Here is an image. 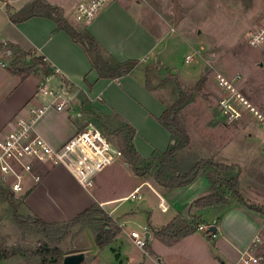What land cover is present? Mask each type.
Listing matches in <instances>:
<instances>
[{"label": "crops", "instance_id": "obj_1", "mask_svg": "<svg viewBox=\"0 0 264 264\" xmlns=\"http://www.w3.org/2000/svg\"><path fill=\"white\" fill-rule=\"evenodd\" d=\"M34 1L57 8L69 24L79 31H86L117 62L135 61L137 66L118 79H101L91 68L83 47L58 30L48 16L37 15L20 23L10 21L11 16ZM90 1L0 0V49L6 50L5 58L0 51V133L8 129L15 117H27L29 109L45 107L46 111L36 121L34 131L53 150H59L84 126L81 111L72 112L68 108V101L73 104L76 95L81 94L99 116L113 117L120 128L118 134L124 126L134 130L132 146L137 155L147 161L154 152H166L172 142L170 134L159 123L166 110L165 105L156 96L155 90L146 88L148 67L141 64L146 60L150 62L152 58L148 57L153 53V60L159 57L163 30L158 35L148 32L143 24V5L138 0H114L105 5L90 22H83L76 14L77 7ZM11 46L32 56L43 57L54 74L45 77L38 71L22 77L10 73V52L7 50ZM58 96L67 101L62 111L56 110V105L61 103ZM83 106L85 108V104ZM234 110L237 113L236 121L241 122L240 118L243 117ZM236 142L223 154L235 160L232 164L241 166L240 159L249 151ZM191 143L189 136L188 148L179 150L177 159L190 148ZM111 145L121 152L120 147ZM125 160L122 155L114 164L98 171L92 178L91 187L79 184L64 165L37 163L34 173L40 176V182L31 188L32 182L28 179L23 206L25 212L47 223H67L91 206L98 205L120 229L109 246L110 249L116 246L119 254L122 240L128 236V226H137L141 230L145 227L150 241L154 232L175 218H194L201 226L206 222L216 227L217 233L209 238L220 242L214 246L215 253H205L208 251L205 250V241L196 232L169 246L154 236L160 242L158 244L163 245L164 252L180 254L187 260L194 257L197 263H202V257H212L216 264H240L245 252L256 257L255 251L262 245L263 214L229 202L227 206H193L196 200L211 194L210 171H202L186 187L166 189L158 186L152 176L135 175ZM239 184L242 195V176H239ZM262 203L263 200H260L258 204ZM132 231L137 230L134 227ZM195 243L198 246H194ZM182 244H186L187 248ZM150 249L155 254L153 248ZM256 258L257 264L263 262L262 257ZM158 262L161 263V259Z\"/></svg>", "mask_w": 264, "mask_h": 264}, {"label": "rangeland", "instance_id": "obj_2", "mask_svg": "<svg viewBox=\"0 0 264 264\" xmlns=\"http://www.w3.org/2000/svg\"><path fill=\"white\" fill-rule=\"evenodd\" d=\"M138 1L143 5V24L148 32L158 35L163 30L164 33L158 50L159 57L153 60V53L148 57L152 58L150 62L146 60L141 63L151 71V87H160L155 94L166 109L182 95L189 101L176 113L177 124L186 130L192 141L181 158H176L178 165L183 169L197 161L212 160L236 166L239 176H242L244 201L264 210V48H252L247 43L248 33L264 19V0ZM76 14L80 20L88 23ZM0 51L5 58L6 50ZM187 58L190 60L186 62ZM217 76H221L234 92L221 87ZM236 94L253 111L243 106ZM76 96L73 104L68 101V108L83 114L82 130L90 125L119 148L121 136L117 132L120 129L118 123L113 117L99 116L81 94ZM227 100L243 117L240 118L241 122L225 114L226 109L222 104ZM235 142L249 151L240 159L241 166L232 164L235 160L223 154ZM210 172L212 184L225 177L220 172ZM147 175L153 177L154 172ZM23 196L14 195L17 205ZM226 198L230 204H238L231 193L226 192ZM260 200H263L262 204H258ZM22 206L19 205L17 214L25 220L29 215ZM13 216L9 206L0 201V264H40L36 252L43 245L49 251L58 249V254L52 255V258L51 255L47 256V261H50L47 264H62L65 256L78 253L86 256L81 264H162L168 261L176 264H216L212 257H207L210 260L202 257V263H197L194 257L187 260L180 254L164 252L163 245L158 244L160 242L154 235L146 248L139 249L130 238L134 227L141 233L137 226L127 227L128 236L122 240L120 255L116 246L113 249H98L92 227H71L61 240L52 243L38 235L35 227L18 225ZM209 226V223H203V230L196 233L205 241V250L209 251L205 253H215L214 246L220 242L207 238L205 232ZM261 237L262 245L255 251V256L262 257L263 262L259 264H264V231ZM181 246L186 247V244ZM194 246H198L197 243ZM160 259L161 263L158 262Z\"/></svg>", "mask_w": 264, "mask_h": 264}, {"label": "trees", "instance_id": "obj_3", "mask_svg": "<svg viewBox=\"0 0 264 264\" xmlns=\"http://www.w3.org/2000/svg\"><path fill=\"white\" fill-rule=\"evenodd\" d=\"M37 15H45L51 18L58 30L65 32L74 43L83 47L91 68L96 71L99 78L115 80L128 74L137 66V62L135 61L117 62L111 56L107 55L97 41L86 31H79L73 25L69 24L57 8L45 5L40 1H34L25 6L19 13L11 16L10 21L12 23H20ZM7 52H10L8 71L14 75L25 77L38 71L42 72L45 77L54 74L43 57L32 56L13 46L9 47ZM150 77L151 71L147 68L146 88L149 91L160 88L151 87ZM182 96L172 106L166 109L159 119L161 126L170 134L171 141H174V144L170 145L166 152H154L147 161H143L132 146L131 141L134 130L129 126H124L119 131L121 136L120 150L128 164L131 165L133 173L137 176L145 177L148 173L154 172L153 179L158 186L166 189H176L186 187L193 183L197 176L204 170L220 172L221 174H225V177L213 183L211 194L196 200L193 203L194 207L227 206L226 192H229L239 205H242L250 211L264 215L262 209L248 205L244 201L240 192V173L236 166H227L212 160L197 161L183 169L178 165L176 153L189 145V136L186 130L177 124L176 119V113L189 104V101L187 102ZM234 171L235 174L233 173ZM26 194L23 196L19 204L20 206H24ZM0 201L9 206L14 213L13 219L18 225L23 226L27 224L35 227L37 234L48 242L57 243L64 237L69 228L83 225L92 227L96 247L98 249H104L114 242L117 234L120 232V229L116 227L113 220L98 205L91 206L70 222L47 223L28 213L29 216L25 220L21 219L17 214L19 205L15 203L13 193L3 183H0ZM198 225L197 219L192 218L188 221L177 217L167 226L154 232V236L169 246L174 241L194 234L198 230ZM36 253L40 259V264H47L50 262L47 261V256L51 255L52 258V255L58 254V249L54 248L52 251H49L47 246L43 245Z\"/></svg>", "mask_w": 264, "mask_h": 264}, {"label": "built area", "instance_id": "obj_4", "mask_svg": "<svg viewBox=\"0 0 264 264\" xmlns=\"http://www.w3.org/2000/svg\"><path fill=\"white\" fill-rule=\"evenodd\" d=\"M112 0H91L77 7L79 17L90 22L98 12ZM247 43L252 48H264V19L248 33ZM190 58L186 59V62ZM218 84L234 92L221 76H217ZM41 87L40 90H42ZM243 106H250L236 94ZM61 103L56 105L57 111H62L67 101L58 96ZM222 106L225 114L237 118V113L229 100ZM251 109V108H250ZM46 111L45 107L29 109L28 116H17L9 123L8 129L0 133V181L6 185L14 195L25 194V185L31 180V188L40 182V176L34 173L37 163H50L53 166L64 165L70 169L75 178L84 187L92 186L93 176L105 167L111 166L122 157V153L94 127L88 126L78 132L61 149L53 150L34 131L36 121ZM251 111H253L251 109ZM198 230H203L198 225ZM132 231L130 238L139 249L147 246L145 234ZM258 259L248 252L240 258V264H257Z\"/></svg>", "mask_w": 264, "mask_h": 264}, {"label": "water", "instance_id": "obj_5", "mask_svg": "<svg viewBox=\"0 0 264 264\" xmlns=\"http://www.w3.org/2000/svg\"><path fill=\"white\" fill-rule=\"evenodd\" d=\"M199 34V32H198ZM174 74V72L172 73ZM174 144V141H172V145ZM217 233V229L215 226H209L205 232L207 238H210L214 236ZM149 233L145 234V240H149ZM85 260V254L84 253H78L73 255H68L63 258L62 264H81Z\"/></svg>", "mask_w": 264, "mask_h": 264}]
</instances>
